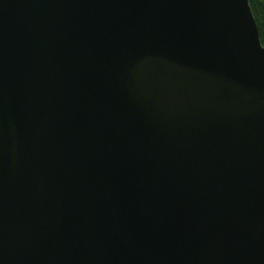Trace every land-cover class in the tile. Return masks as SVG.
Listing matches in <instances>:
<instances>
[{"label":"water","instance_id":"95a60500","mask_svg":"<svg viewBox=\"0 0 264 264\" xmlns=\"http://www.w3.org/2000/svg\"><path fill=\"white\" fill-rule=\"evenodd\" d=\"M0 264H264L249 0H0Z\"/></svg>","mask_w":264,"mask_h":264},{"label":"trees","instance_id":"16d2710c","mask_svg":"<svg viewBox=\"0 0 264 264\" xmlns=\"http://www.w3.org/2000/svg\"><path fill=\"white\" fill-rule=\"evenodd\" d=\"M254 14L261 41L264 43V0H249Z\"/></svg>","mask_w":264,"mask_h":264}]
</instances>
